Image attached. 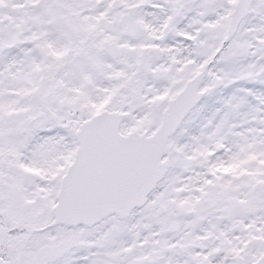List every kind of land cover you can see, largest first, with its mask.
I'll use <instances>...</instances> for the list:
<instances>
[{"label": "snow or ice", "instance_id": "1", "mask_svg": "<svg viewBox=\"0 0 264 264\" xmlns=\"http://www.w3.org/2000/svg\"><path fill=\"white\" fill-rule=\"evenodd\" d=\"M0 264H264V0H0Z\"/></svg>", "mask_w": 264, "mask_h": 264}]
</instances>
